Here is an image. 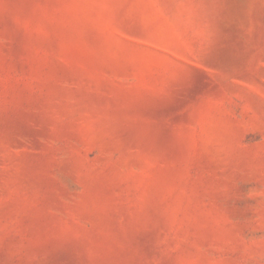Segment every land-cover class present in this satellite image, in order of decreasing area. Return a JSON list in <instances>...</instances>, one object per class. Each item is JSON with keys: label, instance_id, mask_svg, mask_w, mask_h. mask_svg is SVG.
I'll return each mask as SVG.
<instances>
[{"label": "rangeland", "instance_id": "rangeland-1", "mask_svg": "<svg viewBox=\"0 0 264 264\" xmlns=\"http://www.w3.org/2000/svg\"><path fill=\"white\" fill-rule=\"evenodd\" d=\"M0 264H264V0H0Z\"/></svg>", "mask_w": 264, "mask_h": 264}]
</instances>
